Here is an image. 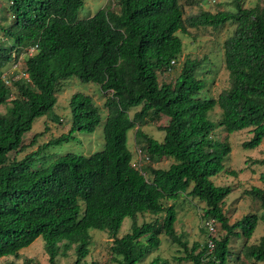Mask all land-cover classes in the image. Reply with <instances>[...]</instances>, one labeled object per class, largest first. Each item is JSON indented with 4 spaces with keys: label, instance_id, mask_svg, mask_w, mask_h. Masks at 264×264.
<instances>
[{
    "label": "trees",
    "instance_id": "1",
    "mask_svg": "<svg viewBox=\"0 0 264 264\" xmlns=\"http://www.w3.org/2000/svg\"><path fill=\"white\" fill-rule=\"evenodd\" d=\"M4 1L11 22L0 24V258H17L39 237L46 264H56L69 250L71 264H92L84 258L89 231L95 230L109 238L113 264H139L157 249L160 236L182 251L174 262L227 264L230 239H241L238 253L264 264V191H244L258 201L261 215L245 214L230 224L221 207L232 189L210 181L230 153L228 142L215 138L216 128L227 135L247 130L243 149L264 140V0L251 8L230 0L233 11L186 17L181 0H111L85 19L77 18L82 0ZM226 23L233 26L222 43L227 86L215 98L201 96L202 60L185 57L172 82L158 81L179 60L187 29ZM21 58L26 78L8 73ZM69 78L93 83L105 95L102 149L87 157L67 153L32 169L47 148L72 140L75 132L91 133L100 122L91 97L75 92L68 101L67 132L17 158L41 135L25 146L24 134L34 120L47 118ZM215 108L217 122L210 119ZM162 117L166 124L158 127L162 139L156 141L141 126ZM133 128L137 163L126 145ZM163 159L170 160L168 166L155 168ZM256 162L264 166V157ZM259 178L264 180V168ZM181 194L203 203L206 230L205 223H212L201 245L187 247L173 228L174 208L164 202ZM142 215L153 218L135 224ZM125 220L131 224L122 233ZM259 222L263 235L250 243ZM216 224L222 234L215 236ZM148 264L167 262L156 256Z\"/></svg>",
    "mask_w": 264,
    "mask_h": 264
},
{
    "label": "rangeland",
    "instance_id": "2",
    "mask_svg": "<svg viewBox=\"0 0 264 264\" xmlns=\"http://www.w3.org/2000/svg\"><path fill=\"white\" fill-rule=\"evenodd\" d=\"M258 0H240L242 8H251ZM183 17L196 15L200 12H209L211 14L218 11H233L230 0H181ZM111 0H82V7L77 13L78 19H85L92 16L98 9L110 7ZM6 11L4 0H0V24L7 26L6 23L11 19ZM233 26L230 23L224 24L217 29L212 28H189L186 34L180 36L182 42V52L177 63L173 65L169 73L158 76V81L172 82L177 76L180 69V62L185 58L202 60L201 69L197 76L204 80L205 88L201 96L215 98L216 95L227 86V73L223 65L222 43L231 34ZM179 35V34H178ZM0 36L4 38L1 33ZM22 58L14 65L9 67L8 73L23 71ZM64 88L56 96L57 101L52 111L46 115L47 118H38L34 120L29 132L24 134V144L27 146L28 141L34 134L41 133L32 146L23 150L17 158L35 150L41 144L65 134L70 123L68 101L69 97L75 93H83L91 97L93 103L100 112V122L91 133L75 132L72 134L73 139L62 143L58 146L49 147L41 153L33 163L32 169L46 167L53 159L64 154H76L87 157L92 153L102 149V126L104 121L105 109L103 102L105 95L101 94L97 85L93 83H81L75 78L64 80ZM133 110L129 111L131 116ZM219 111L215 108L210 114L211 121H218ZM58 121L55 122L54 119ZM166 124L162 117L159 120L145 119L141 130L156 141L162 139V133L158 127ZM135 128L127 131L126 145L132 153V162L137 163L139 156L134 144ZM216 139L226 140L230 146V153L224 159L223 170L210 181L216 186H230L231 192L224 199L221 207L228 223L240 219L245 214L261 215L258 201L252 199L244 193L251 187H256L264 191V180L260 179V173L264 166L257 163L264 157V140L260 145L253 149L241 148V143L249 138L247 130L236 131L225 134L221 128L214 130ZM170 163L169 159H163L155 164V168L165 169ZM234 172V174H231ZM164 205H172L175 211V222L173 228L179 236L181 242H185L187 247L192 244L201 245L206 241L207 230L202 219V210L204 205L195 198L187 197L185 194L172 201L164 202ZM153 217L150 215L137 216L134 223L140 225L142 222L150 221ZM131 224L130 220L123 222L121 231H127ZM222 234L219 226L216 224L214 235ZM263 235L262 224L259 222L250 237V243H257L259 237ZM90 242L87 246V255L84 258L86 263L92 264H113L108 255L109 238L103 232L95 230L89 231ZM160 243L157 249L152 250L139 264H148L149 261L158 256L164 259L167 264H188L186 262H174L172 257H183L182 251L177 246L170 244L163 236L159 237ZM242 244L241 239H230V257L227 264H262L254 263L250 259L244 258L238 253ZM43 242L41 238H36L29 246L18 252V257L0 258V264H22L27 259L31 264H46V255L43 252ZM74 261L72 250L67 251L64 255L59 254L56 264H71Z\"/></svg>",
    "mask_w": 264,
    "mask_h": 264
},
{
    "label": "built area",
    "instance_id": "3",
    "mask_svg": "<svg viewBox=\"0 0 264 264\" xmlns=\"http://www.w3.org/2000/svg\"><path fill=\"white\" fill-rule=\"evenodd\" d=\"M33 48H34V47L29 48V49L27 50V54H28V55L31 54ZM18 60H19V59H18ZM18 60H17V61H18ZM17 61H15L12 65H14L15 63H17ZM18 74H19L22 78H26V77H27V75L25 74L24 71H21V72L19 71ZM2 77H3V76H2ZM16 77H17V75L14 76V78H16ZM3 82H4L5 84H7V79H6L5 77L3 78ZM137 155H138L139 158H140V155H139V154H137ZM138 160H139V159H138ZM205 225H206V227H207V231H208L209 233L213 232V226H212L211 221L206 222ZM207 246H208L209 249H210L211 246H212L211 243H210L209 241H208V243H207Z\"/></svg>",
    "mask_w": 264,
    "mask_h": 264
},
{
    "label": "clouds",
    "instance_id": "4",
    "mask_svg": "<svg viewBox=\"0 0 264 264\" xmlns=\"http://www.w3.org/2000/svg\"><path fill=\"white\" fill-rule=\"evenodd\" d=\"M1 39V38H0Z\"/></svg>",
    "mask_w": 264,
    "mask_h": 264
}]
</instances>
